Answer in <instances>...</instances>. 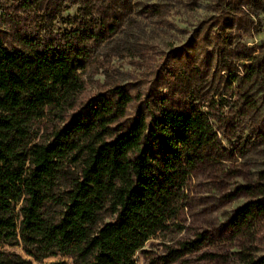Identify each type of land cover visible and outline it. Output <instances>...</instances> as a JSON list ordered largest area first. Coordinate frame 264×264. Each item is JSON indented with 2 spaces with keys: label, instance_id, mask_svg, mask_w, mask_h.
I'll list each match as a JSON object with an SVG mask.
<instances>
[{
  "label": "trees",
  "instance_id": "16d2710c",
  "mask_svg": "<svg viewBox=\"0 0 264 264\" xmlns=\"http://www.w3.org/2000/svg\"><path fill=\"white\" fill-rule=\"evenodd\" d=\"M65 2L78 5L80 20L69 30L31 28L36 9L55 18ZM135 2L19 0L20 10L0 16V247H21L38 263L59 256L71 264H135L150 238L182 231L177 218L191 174L217 143L210 114L147 93L129 118L131 98L118 86L83 99L82 72ZM145 10L162 12L156 4ZM234 52L240 63L251 60L245 48ZM258 186L228 221L246 238H264V182ZM205 240L182 242L181 255ZM239 256L242 264H264V254ZM32 260L0 250V264Z\"/></svg>",
  "mask_w": 264,
  "mask_h": 264
},
{
  "label": "rangeland",
  "instance_id": "374dc122",
  "mask_svg": "<svg viewBox=\"0 0 264 264\" xmlns=\"http://www.w3.org/2000/svg\"><path fill=\"white\" fill-rule=\"evenodd\" d=\"M152 4L162 12L150 15L145 7ZM18 10L19 0H0V16ZM77 10L78 5L65 2L55 18H47L42 6L28 20L41 34H62L73 19L80 20ZM238 48L247 49L251 60L238 62ZM93 59L82 72L84 100L122 87L131 98L129 118L147 93L167 98L178 109L197 105L210 114L218 136L191 174L177 218L182 231L150 238L136 253L135 264H167L171 258L170 264H242L241 253L263 255L264 238L243 237L228 221L264 182V0H136ZM41 133L34 129L33 141ZM199 235L206 240L198 250L181 255V243ZM0 250L32 260L21 247ZM54 261L71 264L59 256L32 260Z\"/></svg>",
  "mask_w": 264,
  "mask_h": 264
}]
</instances>
